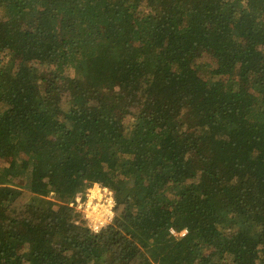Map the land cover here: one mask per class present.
<instances>
[{"label": "trees", "instance_id": "16d2710c", "mask_svg": "<svg viewBox=\"0 0 264 264\" xmlns=\"http://www.w3.org/2000/svg\"><path fill=\"white\" fill-rule=\"evenodd\" d=\"M0 264H264V0H0Z\"/></svg>", "mask_w": 264, "mask_h": 264}, {"label": "built area", "instance_id": "2783aa9c", "mask_svg": "<svg viewBox=\"0 0 264 264\" xmlns=\"http://www.w3.org/2000/svg\"><path fill=\"white\" fill-rule=\"evenodd\" d=\"M108 200L114 201V205H116L113 193L108 188L100 184H94L86 191L84 196L79 195L75 201L70 203V207L82 215L92 233L98 234L113 223L115 219V206L111 209L114 215L110 219L106 218L104 226L100 227L99 231H94L93 227L90 225L96 224L98 226L99 222L86 218L90 211L89 205H92L93 208H102L103 206L107 205ZM171 233L175 236L178 235L174 230H172ZM183 235H185V233L181 234V236Z\"/></svg>", "mask_w": 264, "mask_h": 264}, {"label": "clouds", "instance_id": "9594fccd", "mask_svg": "<svg viewBox=\"0 0 264 264\" xmlns=\"http://www.w3.org/2000/svg\"><path fill=\"white\" fill-rule=\"evenodd\" d=\"M114 206V201L112 200H108L107 205L102 208H93L92 205H89L90 211L86 218L99 222L98 226L96 224L90 225L93 227L94 231H99L100 227L104 226L106 218L110 219L114 215L111 210Z\"/></svg>", "mask_w": 264, "mask_h": 264}, {"label": "rangeland", "instance_id": "374dc122", "mask_svg": "<svg viewBox=\"0 0 264 264\" xmlns=\"http://www.w3.org/2000/svg\"><path fill=\"white\" fill-rule=\"evenodd\" d=\"M205 61L206 63L208 62V63H210V59L209 58H204V59H202V61Z\"/></svg>", "mask_w": 264, "mask_h": 264}]
</instances>
